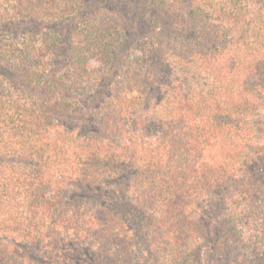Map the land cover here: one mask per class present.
<instances>
[{
    "label": "trees",
    "instance_id": "16d2710c",
    "mask_svg": "<svg viewBox=\"0 0 264 264\" xmlns=\"http://www.w3.org/2000/svg\"><path fill=\"white\" fill-rule=\"evenodd\" d=\"M180 2L0 0V264H264V0Z\"/></svg>",
    "mask_w": 264,
    "mask_h": 264
},
{
    "label": "rangeland",
    "instance_id": "374dc122",
    "mask_svg": "<svg viewBox=\"0 0 264 264\" xmlns=\"http://www.w3.org/2000/svg\"><path fill=\"white\" fill-rule=\"evenodd\" d=\"M181 2H180V7L181 6H183V4L184 3H182V0H180ZM180 7H178V9L180 8ZM177 9V10H178ZM4 11H7V8H5V7H0V13H2V12H4ZM8 12V11H7ZM147 24L148 25H150V26H152V27H154L152 24H150V23H148L147 22ZM147 25V27H143L142 28V31L144 32V35H141L142 36V38H143V40L145 39V40H147V42H146V44L148 43V44H150L149 45V47H148V49H150V47L152 46L153 47V49H154V44H155V39L153 38V37H151L152 36V34H150L151 33V31H149L150 30V27ZM146 30H147V32H146ZM159 30V28L157 29V31ZM155 32H156V30H154ZM147 33L149 34V35H147ZM163 41H165V40H163ZM144 50H146V48H145V46L143 45V44H137V46H135V51L134 50H130L126 55H125V57H127V58H129V59H131V60H133V62H135V60L136 59H138L140 56H141V54L143 53V51ZM150 51V50H149ZM121 62H122V60H121ZM85 64H86V68L88 69V72H94V73H96L97 71H99L100 69H101V65H100V63L98 62V60L97 59H95V58H90V57H88V59H87V61L85 62ZM190 87L193 89V90H199L200 89V85H198L197 83H192L191 85H190ZM86 104V103H85Z\"/></svg>",
    "mask_w": 264,
    "mask_h": 264
}]
</instances>
